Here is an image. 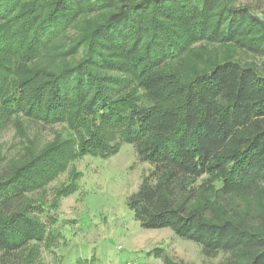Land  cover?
Listing matches in <instances>:
<instances>
[{"label": "trees", "instance_id": "16d2710c", "mask_svg": "<svg viewBox=\"0 0 264 264\" xmlns=\"http://www.w3.org/2000/svg\"><path fill=\"white\" fill-rule=\"evenodd\" d=\"M199 43L264 58V17L230 0H0V130L24 117L70 132L0 156V264H40L56 238L29 195L122 143L150 165L127 201L143 229L264 264V207L235 208L264 196V69Z\"/></svg>", "mask_w": 264, "mask_h": 264}, {"label": "rangeland", "instance_id": "374dc122", "mask_svg": "<svg viewBox=\"0 0 264 264\" xmlns=\"http://www.w3.org/2000/svg\"><path fill=\"white\" fill-rule=\"evenodd\" d=\"M230 1L264 17V0ZM98 21L96 15L82 18L80 26L71 30L72 37L78 36L79 27L88 28ZM194 47V51L199 48L210 51L216 60L233 57L261 71L264 69V58L231 45L199 43ZM57 135L70 136L69 129L65 125H38L24 117L17 118L0 130V156L17 160L27 145L43 148ZM149 169L150 165L139 158L133 145L122 143L111 155L77 158L44 189L29 195L32 205L43 210L41 218L47 223V231L56 236L53 243L38 244L37 261L40 264H164L162 256L169 255L184 263L223 264L228 254L205 256L200 245L178 237L169 228L140 226L127 201ZM70 181L74 183L72 190L57 198V191ZM262 207V192L235 202L236 210L241 212Z\"/></svg>", "mask_w": 264, "mask_h": 264}]
</instances>
